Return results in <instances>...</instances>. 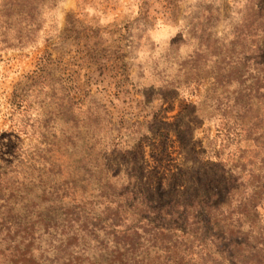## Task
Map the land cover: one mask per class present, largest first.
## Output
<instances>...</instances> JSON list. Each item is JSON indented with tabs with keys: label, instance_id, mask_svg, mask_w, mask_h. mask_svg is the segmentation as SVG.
I'll return each instance as SVG.
<instances>
[{
	"label": "rangeland",
	"instance_id": "374dc122",
	"mask_svg": "<svg viewBox=\"0 0 264 264\" xmlns=\"http://www.w3.org/2000/svg\"><path fill=\"white\" fill-rule=\"evenodd\" d=\"M0 264H264V0H0Z\"/></svg>",
	"mask_w": 264,
	"mask_h": 264
},
{
	"label": "trees",
	"instance_id": "16d2710c",
	"mask_svg": "<svg viewBox=\"0 0 264 264\" xmlns=\"http://www.w3.org/2000/svg\"><path fill=\"white\" fill-rule=\"evenodd\" d=\"M254 194H258V191H254ZM259 196V195H258Z\"/></svg>",
	"mask_w": 264,
	"mask_h": 264
}]
</instances>
